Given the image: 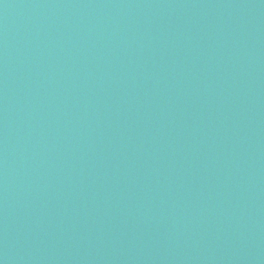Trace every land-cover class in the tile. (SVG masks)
Returning <instances> with one entry per match:
<instances>
[{
	"label": "water",
	"instance_id": "95a60500",
	"mask_svg": "<svg viewBox=\"0 0 264 264\" xmlns=\"http://www.w3.org/2000/svg\"><path fill=\"white\" fill-rule=\"evenodd\" d=\"M205 0H0V264H114Z\"/></svg>",
	"mask_w": 264,
	"mask_h": 264
}]
</instances>
